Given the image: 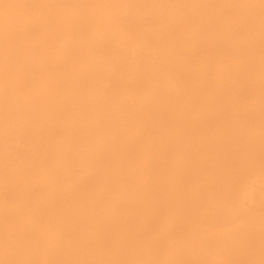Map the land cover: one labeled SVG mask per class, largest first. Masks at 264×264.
Instances as JSON below:
<instances>
[{
    "label": "bare ground",
    "instance_id": "1",
    "mask_svg": "<svg viewBox=\"0 0 264 264\" xmlns=\"http://www.w3.org/2000/svg\"><path fill=\"white\" fill-rule=\"evenodd\" d=\"M72 1L73 0H13L12 1L13 7H11L12 8L11 10H9L10 12L5 13L2 16V18L0 19V99L3 100V98L7 99L8 97H14L16 99L19 98L22 100L23 99L46 98V97H48L46 99H50L49 97H52V101L54 98V100L56 101L55 103H58L59 99H62L63 101L66 100V102L71 100L74 103H76L75 105L77 106V110L75 109V107H72L76 110V113H77V114L76 113H74V114L78 115L77 116L78 118L75 119V128L78 126V129L75 130L74 136L75 135L78 136V138H79L78 144H80V142L85 143V146H83L84 143H81L82 146L78 147L77 153L79 152V150H82L85 148L83 151L84 157L86 158L85 160L88 161L89 165H92L94 163V168L96 170H98L97 172L100 174L101 180L103 181V184L102 185L100 184L101 186H99V189L101 187L103 188L105 186L110 190L107 192V194L109 192H111V193H109L110 198L106 199L108 197H104L105 200H104V198L102 200L101 198H99V196L97 197L96 195H94V193H91L92 191H94L95 188L93 187L94 186L93 185L94 180L92 181L90 173L92 175L93 171L95 169L91 172V170L93 169V166H91L92 169L90 170V173L87 174L84 171L85 169L83 170L81 168V167H83V165H82L83 163H80L81 160H83V159H81V158H83L81 156V153L80 154L78 153V155H80L79 157L76 156V164H77L76 170L73 166L75 164L71 163L73 166V169L75 170V171L74 170L73 171L77 172V173H75V174H77L76 175L77 178L75 177L74 174H72V173H74L73 171L72 172L71 171H67V172L63 171L64 173H62V172L59 173L60 170L58 169L59 171H57L55 173L56 175L52 179V177L54 176V174H53L54 172L50 170L51 172H53L52 174L49 173L50 175H52L50 178V176H47V175H49L48 172L46 174V171L44 169H42L43 166L41 167V169H42L41 170V169H39L40 167L37 164V166L39 167V168L37 167L39 169L38 171H43V172L45 171V174L42 172L44 174V175L43 174L42 175L50 178L51 179V180L49 179L50 181H54V183L57 187V190L55 191V193H53V192H51V193L56 195L55 199L58 200V204L60 205V207H62L61 208L62 210L59 209L60 214H58L59 212L54 213V214H51L50 217H56L55 220L58 219V224H60L59 222H61L65 219L64 218L65 211H63L64 210L63 208H66L67 210H69L71 208L70 211H67L66 213L68 216L72 215V218L74 220L71 221V223H73L75 221V227L76 228L73 226L75 228V229H73V227L70 226V224L67 225L68 222L67 223H64L66 221L63 222V224H66L67 227L70 226L72 228V229L70 228L72 231L75 230V232H73V237L76 241V243L74 242L76 245L75 251L73 249V252L75 253V255L72 252V254L74 256H73V259H72L70 264H120V263L121 264H124V263L125 264L126 263H128V264L129 263L147 264L148 260L146 261L145 257L148 258L149 255H151V256L154 255L155 259H157L158 254L161 253V248L164 246V244L166 245V241L168 239H170L169 236H170L171 232L179 230V229L185 231L184 227L188 223L193 224L192 222H194V221H201V223L205 222L206 225L210 224V226L212 225L211 227L215 226L218 229L222 225V224L220 225L219 223H224V221L226 222V225H228L227 228H229V224L230 225L235 224L234 222H236L237 219H238V221L241 222V220H243L244 218H247L243 215H239L238 210L237 211L235 210L237 205L234 206V204H235L234 196L235 195L233 193H230L229 195H227L228 198L226 197V194H224V197L226 199H222V196H223L222 193L221 194L217 193V195H216V193L214 192L215 196L213 195V197L215 199H211L210 196H208V194H210V192H212V190L211 191L209 190L210 192H208V190L205 187H204V189L201 186L196 187L195 184L192 183V180H193L192 177L195 178L196 179L195 182H197L198 180L196 177L206 174L207 171L209 170L208 171V172H210L209 175H213L214 177L219 178V181L224 180L225 183H223L224 182L223 181L222 184H224V185L228 184L227 189L230 190V192H231V190H232V187H231L232 179H237L240 176L241 177H244V176L249 177L248 175L250 174L249 169L251 167V164L264 162V0H163L167 5H169V7H171V11L173 10V13L175 14L174 15L175 16V20H174L175 22L172 24L171 21L173 19L171 21H169V22H171L170 23L171 25H169V23L167 22L169 27L168 26L164 27L162 25L163 28L160 27L161 28L160 30H153V29H151V27L148 26L151 29L150 30L147 28L146 24L144 23V25H143L142 22L140 24H138L136 22L137 24H135V27H132L133 29L130 28L129 26H127V28L129 27L130 29H132L131 32H130V30H129V32L131 34H134L133 37L135 35L137 37L140 36L139 39L149 41L150 44L153 45L152 46L153 49L154 48L157 49V50L154 49V52L150 55L151 60L154 59V61H157V63H159V60L162 57L169 54L172 57L171 65H170L167 73L165 71L160 70L159 67H157V68H154V67L149 68L148 67L147 71H146V68H144V72L142 73L143 75L142 76L139 75L140 76L139 78L137 77L139 81H137L138 86L136 87L137 88L136 95L139 96L141 104L139 105V103L136 101V103H138V108H139V109L137 108L138 113L136 116H134L135 120H133L136 124L133 125L127 121L125 128H124L126 130L121 131V133L116 131L118 133L113 132V134H109V135H107L106 133L101 134V137H100L101 139L96 137L97 139H100L99 143H97L96 145L91 143L93 141V138L95 139L94 130L97 129L99 131L98 126H101V125H103V126L106 125V127H107V125H109L108 127H111V124L114 122V121H112V119L114 120V118H115V117L111 118V115H114V113L111 114V112H113V108H114L113 106H117V104H119V100L117 99L116 95L113 96L114 90L112 89V85H111L112 84L111 82H113V81H112V74H111L110 68L113 65H116V66L124 65V63H122V61H121L120 56L122 55L121 54V50H122L121 48L124 47L123 44H124V41L126 40V39L124 40V38L126 36H125L124 30H123L124 28L122 29L123 26L121 27V24H120V17L121 16L116 15L117 12L113 11V9H112V12H109V11L107 12L104 10L105 9L104 7H101V9L103 8V10H104V11L102 10L103 11L102 12V11H94V10H92L93 9L92 8L91 12L85 13V12H83L84 11L83 1H85V0H78L80 3L76 2L75 0H74L75 2L72 3ZM158 1H160V0H157L156 2L158 3ZM95 2H96V4L97 3H106L107 0H95L93 4H95ZM38 3H39V7L37 9L36 8L34 9L33 8L34 5H37ZM134 3H135V1H134ZM162 3L160 2V4H162ZM96 4H95V8H96ZM123 4H124V2H123ZM116 5L117 4H115V6ZM119 5H117L116 7L118 8ZM131 5H133V4H131ZM105 6H107V5L105 4ZM123 6L125 8H126V6L129 7V5H127V4L123 5ZM140 6L142 7V9H143V7H145L143 5H140ZM91 7H93V6H91ZM137 7L139 8L138 2H137ZM137 7H135V8H137ZM147 7H148V5H147ZM163 7H164V4H163ZM87 8H89V7H86V9ZM158 8H159V6H158ZM166 8H165V10H166ZM176 9H178V11L180 12L179 14H177L178 11H176ZM146 10H148V9H146ZM151 10H153V9H151ZM165 10H164V12H165ZM168 10H170V9L168 8ZM168 10H166V12ZM119 11H120V9H119ZM131 11H128V14H131L132 13ZM139 11L142 14H143V12L145 14V11H143V12H142V10H139ZM139 11L137 10L136 13L138 12L139 14H137V15L140 16L141 14ZM155 11H156V9H155ZM113 12H115V13H113ZM134 12H133V14H134ZM161 13L165 14L163 12H161ZM123 14H126V17H128L126 11ZM148 14H146L145 16H147ZM157 14H159V13H157ZM170 14H172V12ZM134 15H136V14H134ZM153 15H154V12H153ZM161 15L160 16L157 15V16L160 17L164 23V19H166V18L164 17V19H163ZM123 16H125V15H123ZM139 16H138V18H139ZM163 16H166V15H163ZM169 16L170 15H168V17ZM130 17H133V16H130ZM142 17L145 18L144 16H142ZM149 17H151V19H152V14H149ZM158 17H157V19H159ZM121 19H122V17H121ZM124 19H126V18H124ZM139 19L142 20V18H139ZM161 19H160V21H161ZM123 20H122V22L124 24ZM126 20H125V22H126ZM145 20H147V17ZM168 20H170V19H168ZM135 21H137V20H135ZM147 21L149 22V20H147ZM131 22H132V20H131ZM148 22H146V23H148ZM154 22H156V21H154ZM149 23L151 26L152 23L151 22H149ZM149 23H148V25H149ZM165 23H164V25H165ZM156 26H154L153 28L155 29ZM126 34L129 35V33H127V31H126ZM130 36L132 38V35H130ZM127 39H129V38H127ZM135 39L136 38H134V39L132 38V40H135ZM59 40H61L62 43L60 45H56L55 41L58 42ZM110 42H112L114 44L113 46L116 49L115 48H107L108 46H110ZM159 46H161L162 48H158ZM123 57L125 58V54ZM36 58H38L39 60L42 61L40 69H42V71H49L48 75L46 74L47 78L44 77L45 79L41 78L40 75L39 76L35 75V73H36L35 71L33 72L32 76H30L31 74L30 75L28 74V72L33 70V68L35 66L34 65L35 61H38V60H36ZM124 58H122V59L124 60ZM32 59L33 60L35 59V61L31 62V64L33 65L32 66L33 68L31 70L30 61ZM144 63H145L144 64L145 66L146 65L148 66L147 61H144ZM121 67H123V66H121ZM129 67H131V66H129ZM124 69H125V67H124ZM127 69L129 70V68H127ZM118 70H116V71H118ZM124 73H125V70H124ZM123 76H122V78H123ZM129 76H128V78H129ZM134 78H136V76ZM118 80H121V79H118ZM135 80H137V79H135ZM132 82H135V81H132ZM118 85H121V84L119 83ZM128 85H129V83H128ZM130 86H131V84H130ZM133 86H135V85H133ZM130 89H131V87H130ZM121 90H123V89H121ZM129 91H131V90H129ZM123 94H124V92H123ZM118 96H122V95L119 94ZM133 96H131V94H130V96H128V97L132 98ZM55 98H59L58 101ZM132 99H134V98H132ZM252 99H255V100H252ZM23 101H25V103H26V100H23ZM49 101H50V103H52L51 99ZM1 102H3V101H1ZM46 102H48V101H46ZM122 102L123 101H121L120 103H122ZM125 102H127V101H125ZM253 102H255V103H253ZM27 103H26V105H27ZM36 103L37 102H35V104ZM4 105H6V103ZM12 105H15V104H12ZM12 105H11V108L8 107L7 109L8 110L13 109ZM23 106H24V104H23ZM63 106H64V108L67 107L65 105H63ZM71 106H73V105H71ZM19 107H20V105H19ZM48 107H51L50 104ZM191 107L194 109V113L190 111V110H192ZM21 108L25 109V107H22V106H21ZM135 108H136V106H135ZM30 109L32 110L34 108H30ZM51 109L53 110L54 108L52 107ZM64 110L65 109H63V111ZM0 111H2V109ZM10 111H11L10 113L14 112V110L13 111L10 110ZM15 111H18V110H15ZM40 111L41 110H39V112ZM68 111H66V114ZM73 111H70V112L72 113ZM135 111H136V109H135ZM26 112H28V111L25 110V112H23V114ZM33 112L34 111H30V113H33ZM185 112L187 113L186 117L183 116ZM51 113H53V112H51ZM51 113H50V115H51ZM68 114H70V113H68ZM39 115H41V113H39ZM39 115L34 114V116H36V117ZM48 115H49V113H48ZM64 115H65V113H64ZM71 115H73V114H70V116ZM2 116H4V115H2ZM10 116H11V114H10ZM22 116H24L26 119V115H22ZM28 116L30 117V115H28ZM34 116L31 115V118ZM54 116H56V114ZM24 117H23V119L21 118L22 121L24 120ZM10 118H11L10 121L13 122V120H14V119L12 120L13 117H10ZM31 118H29V119H31ZM120 118H122V117H120ZM44 119H43V121H44ZM19 120L20 119L18 118L17 121L19 122ZM32 120H33V118H32ZM32 120H30V121L32 122ZM71 120H68V121L69 122L71 121L74 124V122H73L74 120L73 119H71ZM17 121L15 119V122H17ZM27 121H29V120H27ZM35 121H37V120H35ZM115 121H116V119H115ZM23 122H25V121H23ZM38 123H41V121H39ZM5 124L7 125L6 127L8 128L9 121L7 123L5 122ZM11 124H13V123H11ZM44 124H45V121H44ZM2 125L3 124L0 123L1 128H2ZM17 125L21 126L19 124H17ZM17 125H16V127H17ZM25 125H26V123H25ZM38 125H40V124H36V125L33 124L34 127H36ZM41 125H40V127L43 129L46 127L45 125L44 126H41ZM46 125L50 128L52 126V123H51V126H49L48 124H46ZM53 125H54V123H53ZM118 125H119V123H118ZM255 125H257L256 128L254 127ZM13 126L15 127V125H13ZM30 126L32 127V125H30ZM57 126L54 125V127H56L55 129L57 130V131H54V133L56 136H59L60 134H59L58 130L60 128L58 129ZM67 126L65 125V127H67ZM72 126L73 125H71V127ZM114 126H112V127H114ZM22 127H24V124H22L21 128ZM54 127H52V128H54ZM58 127H60V126H58ZM62 127H64V126H62ZM106 127H104V128H106ZM118 127H116L117 128L116 130H118ZM19 128L20 127H18V129H16V130H18V132L21 130ZM25 128H26V126H25ZM47 128H45V129H47ZM68 128H70V127L68 126ZM68 128H67V130H68ZM101 128H102V126H101ZM260 128H262V130ZM9 129H7V130H9ZM24 129H22V131ZM27 129L25 130L26 132L28 131ZM38 129L40 130L39 127L37 128V130ZM43 129H41L40 132ZM70 129L67 132H69ZM108 129H112V131H113V128H108ZM7 130H6V133H8V132L11 133L10 130L8 132H7ZM35 130L36 129H34V130L32 129L31 131H33L32 134H34L36 137V134L39 132V130L37 132H35ZM73 130H71V131H73ZM97 130H95V131H97ZM1 131H2V129H0V132ZM44 131H43V133H44ZM100 131H102V130H100ZM100 131L97 133L100 134ZM198 131L201 132L200 137H198V135H197ZM21 132H20V134H21ZM23 132H22V134H23ZM56 132H58V133H56ZM28 133H31V132L28 131ZM64 133L66 135V132H64ZM22 134H21V137H26L24 135L22 136ZM32 134H29V135L31 136ZM26 135L28 136L27 133H26ZM34 135H33V137H34ZM61 135L63 136L64 134H61ZM12 136H11V138H12ZM17 136L18 135H15V137H17ZM50 136H51V134H50ZM67 136L65 137L66 139L63 138L64 142H65V140H68L70 138L69 136H68L69 138ZM2 137H3V135H2ZM6 137H9V136H6ZM35 137H34V141H35ZM40 137H42V135ZM11 138L9 137V138H5V139L6 140L9 139V140H7L9 142ZM38 138H39V136H37V139ZM0 139H2V138H0ZM19 139L21 140V138H19ZM19 139H18V141H19ZM30 139H31V137H30ZM13 140H15V138ZM22 140H24V139L22 138ZM43 140H44V138H43ZM54 140H56V137H55V139H53V141ZM61 140H60V143L59 142L57 143V145L60 144V146H61ZM69 140H71V139H69ZM7 141H6V143L8 144ZM34 141L32 140V143ZM58 141H59V139H58ZM2 142H4V141H2ZM21 142H23V141H21ZM21 142H20V144H21ZM29 142H30V140H28V143ZM40 142H41V140H40ZM54 142H53V145H54ZM13 143H14V146H16L15 142H13ZM36 143H39V142H36ZM36 143L33 145H36ZM50 143L48 142V144H50ZM7 144H5V145H7ZM9 144H11V143H9ZM39 144H43V143H39ZM8 145L6 147L5 146L4 147L2 146V147L5 149L8 147ZM26 145L28 146V144H26ZM26 145L24 144L22 146V149ZM29 145H31V143ZM50 145H49V147L47 146L48 149L50 148ZM65 145L66 144L64 143V146ZM33 147H35V146H33ZM36 147H38V146H36ZM0 148H1V146H0ZM11 148H12V146H11ZM19 148H21V147H19ZM61 148H65V147L62 146ZM73 148L70 147L71 151H73ZM12 149L14 150L17 148L14 147ZM30 149H27V150H30ZM40 149H42V148L40 147ZM67 149H68V147H67ZM0 150H2V149H0ZM9 150H10V148H9ZM34 150H35V148L33 149V151ZM66 150H65V152H66ZM2 151H4V150H2ZM30 151H32V149ZM9 152L10 151H8V153ZM23 152L25 153L26 151H24V150L21 151V153H23ZM49 152H50V150H49ZM67 152H68V150H67ZM4 153H5V151H4ZM33 153L34 152H32V154ZM44 153H45L44 157L45 156L47 157L46 154H48V151L44 152ZM44 153H42V154H44ZM55 153H56V151L54 152V154ZM37 154L38 153L36 152V155ZM54 154L49 153L48 156L50 157L51 155H54ZM6 155H8V154H6ZM21 155H23V154H21ZM63 155H65V153ZM24 157H27V156H24ZM38 157H40V154ZM6 158H7V156H6ZM20 158H22V157L20 156ZM51 158H52V156H51ZM53 158H56V157L54 156ZM53 158H52V160H53ZM65 158L68 159L69 157H67L65 155ZM65 158H63V159H65ZM38 159H40V160H38ZM38 159H37V161L40 162L42 158H38ZM45 159L49 160V158H45ZM0 160H2V159L0 158ZM8 160H10V159H8ZM18 160H19V158H18ZM56 160H54V161H56ZM26 161H30V160H26ZM42 161L45 162L46 160H42ZM54 161H52V162H54ZM71 161H72V159H71ZM19 162L21 164L22 161H19ZM32 162H34V161H32ZM52 162L50 163V165L52 164ZM58 162H60V161H58ZM61 162H62V160H61ZM73 162H74V160H73ZM128 163H131V165H134V166L136 165L134 167V169H136V170L138 169L139 171H143L145 173V175H144L145 177L143 176L144 179L142 182L143 183L142 187L139 186L142 184H139L136 186V184H137L136 183L137 182L136 176L137 175L135 174V172L131 173L132 170H130ZM15 164L16 163L14 162V165ZM45 164L46 163H44V168H45ZM62 164H63V162H62ZM21 165H19V166H21ZM53 165H51V167ZM58 165H59V163H58ZM15 166H17V165H15ZM72 166H68V167H72ZM84 166H85V163H84ZM262 166H264V165H262ZM21 168H23V167H21ZM26 168H23V169H26ZM145 168H147V171L144 170ZM52 169L54 170L55 168L52 167ZM63 169H64V167H63ZM26 170H23L22 172L25 171L27 173H30L32 171L31 170L30 172H28V170L27 171ZM68 170H69V168H68ZM210 170L213 173H211ZM260 171H261V169H260ZM25 172H24V174H25ZM27 173H26V175H27ZM37 173H39V172H37ZM132 174L136 175V176L134 175L135 178H133L134 176H132ZM12 175H14V174H12ZM15 175L18 176V174H15ZM72 175H74L73 181H71ZM29 176H32L31 178H33L34 175L29 174ZM36 176L37 175H35V177ZM39 176H38V178H39ZM9 177H11V176H9ZM22 177H23V175H22ZM22 177H19V178H22ZM214 177H213V179H214ZM5 178H8V177L6 176ZM205 178H206V176H205ZM208 178L210 179V177H208ZM216 178H215V180H217ZM24 179H26V178H23L22 182L24 181ZM111 179L113 180V183L109 182ZM134 179H136V182H134ZM204 179L202 178L203 181H204ZM251 179H253V178L251 177ZM262 179H263V177H262ZM9 180H7V181H9ZM45 180H47L46 177H45ZM205 180H207V182L204 181V184L205 183L208 184L209 180L207 178ZM7 181H5L6 184L8 183ZM39 181L41 182L39 184H42V183H43V185L46 184L44 182V178L42 180H39ZM98 181H100V180H98ZM212 181H214V180H212V177H211V181H210L211 183H209L207 185V187L208 186L210 187V184L213 185L214 182H212ZM219 181H217L215 183L218 184ZM11 182H12V179H11V181H9V183L12 184ZM15 182H14V184H16ZM46 182L48 184V181H46ZM63 182H64V184L65 183L66 184L62 188L61 183L63 184ZM35 183H38V182H35ZM54 183H51L49 185H51V187H54L55 185H52ZM18 184H19V182H18ZM94 184L96 185L97 183H94ZM217 184H215V185H217ZM24 185L25 184H23V186ZM219 185H221V183ZM244 185H246V188H247V184H244ZM16 186H18V185H16ZM222 186L223 185L219 186L220 188L218 187V190L222 189L223 188ZM95 187L97 188V186H95ZM23 188H21V189H23ZM235 188H236V186H235ZM27 189H29V188H26V190ZM50 189H48V190H50ZM34 190L38 191L39 189H34ZM41 190H43V189H41ZM48 190L46 189L45 191H48ZM214 190L216 191L217 189H214ZM119 191H121V193H119ZM49 192L50 191H48L47 193H49ZM95 192H96V189H95ZM225 192L229 193L228 191H224V193ZM236 192H238V191H236ZM21 193L23 194V191ZM243 193H245L244 190H243ZM39 194H41V193H39ZM42 194H43V192H42ZM42 194H41V196L44 195V194L43 195ZM92 194L94 195L93 197H91ZM120 194H121V196H120L121 201L119 198ZM219 194L222 196L220 197ZM241 194H242V192H241ZM106 195H104V196H106ZM50 197H52V196H50ZM50 197H46V199L50 198ZM261 197H263L262 194H261ZM25 198H24V200H25ZM41 198L45 199L44 197H41ZM46 199L44 200V204H46L45 202L50 201V200H46ZM220 199H221V202H220ZM244 199H246V198H244ZM57 200H55V201H57ZM261 201L262 200H260V202ZM242 202H244V201H242ZM49 203L50 202H48L46 204L48 207H49ZM50 204L52 205V203H50ZM56 204H54V205H56ZM42 206H43V204H42ZM42 206L38 207V208L43 209ZM238 206H240V205H238ZM247 206H248V204H247ZM8 207H10V206H8ZM25 207H26V204H25ZM46 208H44V209L46 211L48 210V212H49V209H46ZM49 208H51V206ZM57 208H59V207L57 206ZM28 210L30 211V208H28ZM52 210H53V207H52ZM52 210H50V211H52ZM33 211L38 212V215H39V212H40V214L42 212L45 213V211H42V210L41 211L33 210ZM57 211H58V209H57ZM244 211H245V209H244ZM68 212H69V214H68ZM248 212H251V211H248ZM252 212H254V211H252ZM240 213H241V211H240ZM42 214H41V216L44 215V214L43 215ZM245 214L246 213H244V215ZM255 214H257V213H255ZM47 215H49V213H47ZM26 216H28V213L26 214ZM57 216L59 218H57ZM23 217H25V215ZM45 217H46V215H45ZM50 217H48V219ZM67 217H66V219H67ZM26 219H27V217L25 218V220ZM41 219L43 220V218H41ZM256 219H257V217H256ZM259 219H260V217H259ZM30 220H31L30 224L32 221L33 222L35 221L34 219L33 220L30 219ZM67 220H69V219H67ZM248 220L251 222L252 219L251 220L248 219ZM253 220H254V218H253ZM48 221H46V222H48ZM6 222H9V221H6ZM13 222L14 221H12L11 223H13ZM250 222H248V223L250 224ZM28 223H23V225L28 224ZM55 223H57V222H55ZM254 223L257 224L258 222L256 221ZM260 223H261V221H260ZM263 223H264V221L262 222V224ZM46 224L49 225L50 221H49V223H46ZM195 224L199 225L198 222ZM7 225H9V224H7ZM19 225H21V223ZM29 225H27V227ZM31 225H33V223ZM44 225H45V222H44ZM61 225H62V223H61ZM217 225H220V226H217ZM250 225L252 226V224H250ZM258 225H259L258 227L259 228L261 227V229L248 227L249 229L248 228H247L248 230L246 229L247 230L246 234H243L240 236L238 234H236V235L234 234V236L239 237L238 239L240 240L241 244H238L239 240H237V238L235 240V239H232V237H230V234L232 235L233 232L229 233L228 230L224 231V233H226V232L229 233L228 236H229L230 240L232 239L235 242L238 241L236 244H238L239 246L241 245V249H244V251H242V250L241 251H242V253L243 252L244 253L243 254L239 253V252H241V251L238 252V249H240V248H238L236 250V248L231 246L230 243H228L226 240L225 241L223 240L224 244L221 245V243L219 242L220 247L221 246H223V247L218 248L219 249L218 254L221 255L220 256L221 259H224V260L228 259L229 261H231V264H243L247 261V260L245 262L243 261L244 256H247V257L249 256V258H251V256H252V258H256L258 255V259L260 260L259 257H261L262 254H261V256L259 254L263 251L262 253L264 255V249L262 250L263 246L262 245L258 246L257 242L261 238L264 239V231L262 230V226L259 223H258ZM2 226H4V224L1 225V227ZM36 226H38V225H36ZM54 226H56V224ZM64 226L60 227L63 229V231L65 230ZM195 226H197V225H195ZM235 226H237V225H235ZM263 226H264V224H263ZM17 227H18V225H17ZM38 227H40V226H38ZM38 227H36V228H38ZM67 227H66V230L68 229L71 232L69 227L68 228ZM224 227L222 228V230L224 229ZM252 227H254V226H252ZM255 227H257V226L255 225ZM46 228H47V225H46ZM22 229H26V227L25 228L22 227ZM31 229L33 230L34 227L33 228L31 227ZM39 229H38V233H39ZM50 229H52V228H50ZM50 229H47V230L49 231ZM7 230H8V228H7ZM15 230L17 232V229H15ZM42 230H44V229H42ZM53 230H54V228H53ZM56 230H58V229L56 228ZM231 230L235 231V228H233ZM240 230H242V229H240ZM33 231L36 232L37 230H33ZM33 231H31V232H33ZM183 231H182V233H183ZM219 231H221V229ZM242 231H244V230H242ZM262 231H263V234H262ZM31 232H29V233L32 234V236H33V233H31ZM162 232L165 233V236H164V233L162 234ZM213 232H214V230H213ZM216 232L217 231H215L214 233H216ZM222 232L220 234H223ZM235 232H237V231H235ZM7 233H9V232H7ZM44 233L42 232L40 234L44 235ZM48 233H50V232H48ZM51 233L53 234V231ZM56 233H57V231H56ZM65 233H67V232H65ZM13 234H10V235L12 236ZM18 234H20V232ZM68 234H69V232H68ZM49 235L52 237L51 234H49ZM180 235H181V232H180ZM4 236L7 237L6 234ZM15 236H16V233L13 237L15 238ZM23 236L26 238L25 241L29 242V240H28L29 238H27L29 236L28 235L25 236V233ZM34 236H35V234H34ZM46 236H47V234H46ZM50 236H48V237H50ZM58 236H59V234H58ZM172 236H173V234H172ZM172 236H170V237H172ZM175 236H177V235H175ZM22 237H20V238H22ZM61 237L64 238V236H61ZM14 238H13V240H16V238L15 239ZM34 238H38V236L34 237ZM55 239H57V238H55ZM64 239H66V237ZM224 239H226V238H224ZM1 240H5V239L2 238ZM30 240H31V238H30ZM37 240L40 241V239H37ZM41 240H43V242L46 241V240H44V238ZM47 241H48V239H47ZM58 241L60 242V240H58ZM218 241H217V243H218ZM6 242H7L6 243V245H7L6 249H10L11 247L9 245H11V244H8L7 238H6ZM34 242H36V241H34ZM34 242H33V244H34ZM183 242H185V239ZM235 242H233L234 245H236ZM9 243H10V241H9ZM40 243L37 244V242H36L35 245H37V247H38V245ZM142 243L143 244L146 243L145 245H148L149 248H148V246H146L147 247L146 250H143L139 253V255H136L137 253H134V250L137 249L139 247V245ZM185 243H187V241ZM255 243L257 245H255ZM16 244H17V242H16ZM24 244L25 243L23 242V245ZM53 244L57 245L55 243H53ZM188 244L189 243H187V245ZM195 244L196 243L193 242V240H192L190 245L193 249H195L196 251L199 252L198 248H196L197 244L196 245ZM219 244H218V246H219ZM253 244H254V246L261 247V249H260L261 251L259 250V253L256 254V257L254 256V252L256 251V247L254 248V250H255L254 252H250V249L251 250L253 249V248H251V246ZM207 245L208 244L206 242V246ZM212 245H213V243H212ZM238 245H236V247ZM1 246H2L1 248L3 249V245H1ZM8 246L10 248H8ZM31 246H30V248H31ZM34 246L32 247L33 249H34ZM46 246H45V244L43 246L45 250L48 247V246L47 247ZM186 246H185V249H186ZM17 247L22 249L20 243H18ZM57 247H59V245H57ZM65 247H66V245H65ZM202 247H203V245H202ZM210 247H212V246L210 245ZM210 247H209V249H210ZM249 247H250V249H249ZM53 248H56V247L54 246ZM53 248H52V250H54ZM59 248L62 249V247H59ZM180 248H179V250H180ZM12 249H13V247H12ZM12 249H11V251L14 250V252H12V258H13L14 257L13 253L15 255L17 252H15V249H13V250ZM67 249H66V251H67ZM151 249H153V250L151 251ZM183 249H184V247H183ZM206 249H208V248H206ZM234 249L238 253H236V252L234 253L231 251V250L234 251ZM24 250L25 249L23 248L22 251L24 252ZM27 250H29V249L27 248ZM58 250H60V249H58ZM69 250H72V249H70V247H69ZM195 250L193 251L194 253H195ZM0 251H2V250L0 249ZM22 251H21V253H23ZM30 251H32V250H29V252ZM55 251H57V250H55ZM64 251L65 250H63V252ZM29 252H26V255H29V254H27ZM37 252H39V251H37ZM49 252H51V251H49ZM175 252L176 251H174V253ZM177 252H178V250H177ZM181 252H183V251H181ZM21 253H18V254H20V256L19 255H16V256L21 257ZM32 253H33V251L30 254L31 256L33 255ZM60 253L62 254V252H60ZM185 253H187V252H185ZM0 254H1V252H0ZM6 254L7 255H5V253H4V254H2V256L5 255L8 257L9 255L7 252H6ZM38 254L39 253H37V255ZM167 254H166V256L168 257ZM179 254H180V252H179ZM218 254H215V256ZM24 255H22V256H24ZM26 255H25V257L27 258ZM56 255H58V254H56ZM182 255H184V254H182ZM200 255H196L195 258H199ZM2 256L0 257L1 259L3 258ZM142 256H145L143 261L140 259V258H143ZM194 256H195V254L193 255V257ZM25 257H24V259H25ZM67 257H65V260L69 259V256H67ZM226 257H228V258L226 259ZM8 258L10 259V256ZM8 258H6V259H8ZM180 258L181 257H179V259ZM182 258L185 259L186 257L182 256ZM262 258H264V257L262 256ZM171 259L169 258V260H167V261H162V263H156V264H173V263H175V262L171 261ZM245 259L246 258L244 257V260ZM12 260H14V258ZM60 260H61V257H60ZM191 260L193 261V259H191ZM15 261H16V259L14 260V262ZM33 261H34V259H33ZM182 261H183V259H182ZM205 261H209V260H205ZM211 261H209V262H211ZM213 261L211 263H215ZM222 261H220V262H222ZM255 261H256V259H255ZM8 262H9V260H8ZM22 262L23 261H21V263ZM177 262L178 261H176V263ZM199 262H200V260L198 259V263ZM260 262L261 261H259L258 263H260ZM11 263H13V262H11ZM185 263H182V264H185ZM190 263H193V262H190ZM203 263L207 264L206 262H203ZM217 263H215V264H217ZM3 264H5V263L3 262ZM6 264H9V263H6ZM38 264H39V261H38ZM61 264H63V263H61ZM196 264H197V261H196Z\"/></svg>",
    "mask_w": 264,
    "mask_h": 264
},
{
    "label": "rangeland",
    "instance_id": "2",
    "mask_svg": "<svg viewBox=\"0 0 264 264\" xmlns=\"http://www.w3.org/2000/svg\"><path fill=\"white\" fill-rule=\"evenodd\" d=\"M13 0H0V19L2 18V16L5 14V13H7V12H10L9 10H11L12 8L11 7H13L12 5H13V2H12ZM76 2H79L78 0H75ZM74 0L72 1V3H74L75 2ZM94 1L95 0H85V1H83V3H84V11L83 12H85V13H87V12H91V9L92 10H94V11H102L103 10V8L101 9V7H104L105 9V11H109V12H112V9H113V11H115V12H117L116 13V15H119V16H121L122 17V19H121V17H120V24H121V27H122V29L124 30V33H125V38H124V44H123V46L124 47H122L121 49V56H120V58H121V61H122V63H124V65H120V66H116V65H113L111 68H110V70H111V74H112V81L113 82H111L112 84V89L114 90V92H113V96L114 95H116V97H117V99L119 100V104H117V106H113L114 108H113V112H111V114H113L114 113V115H111V118H114V120L112 119V121H114L112 124H111V127H108L109 125H107V127H106V125L105 126H103V125H101L102 126V128H101V126H98V129H99V131L100 130H102V131H100V134L99 133H97V132H99L97 129H95V130H97V131H95L94 130V132L96 133H94V136H95V139L93 138V141L91 142V143H93L94 145H96L97 143H99V141H100V137H101V134H107V135H109V134H113V132H116V131H118L119 133H121V131H124V130H126V129H124L125 128V125H126V123H127V121L128 122H130L131 124H136L133 120H135V117L134 116H136L137 115V113H138V103H139V105L141 104L140 103V98H139V96L138 95H136V93H137V86H138V83H137V81H139L138 80V78L140 77V76H142L143 74V72H144V68H146V71L148 70L147 68L149 67V68H152V67H154V68H157V67H159V69L160 70H162V71H165L166 73H167V71L169 70V67H170V65H171V59H172V57H171V55H169V54H167V55H165L164 57H162L160 60H159V63H157V61H154V59L153 60H151V54L154 52V49L155 50H157L156 48H154L153 49V45L152 44H150V42L149 41H146V40H141V39H139L140 38V36L139 37H137L136 35L133 37V35L134 34H131L130 32H131V30L133 29L132 27H135V24H140L141 22H142V24L144 25V23L146 24V26H147V28L148 29H150L149 27H151V29H153V30H160L161 28H163V26L164 27H167L168 26V24H167V22L169 23V25H171L170 23L172 22V24L175 22L174 20H175V14L173 13V10L171 11V7H169V5H167L163 0H160V1H158V3L156 2L157 0H107V2L106 3H97L96 4V2H95V4H96V8H95V4H93L94 3ZM134 1H135V3H134ZM140 1V2H139ZM143 1V2H142ZM12 2V3H11ZM114 2V3H113ZM116 2V3H115ZM123 2H124V4H123ZM126 2V3H125ZM131 2V3H130ZM137 2H138V5H139V8L137 7ZM148 2V3H147ZM151 2V3H150ZM160 2L162 3V4H160ZM80 3V2H79ZM88 5H86V4ZM141 3V4H140ZM144 3V4H143ZM150 3V4H149ZM77 4V3H76ZM100 4V5H99ZM104 4V5H103ZM105 4L107 5V6H105ZM114 4V5H113ZM115 4H117V5H119V7L117 8L116 6H115ZM129 5V7L128 6H126V8L123 6V5ZM131 4H133V5H131ZM146 4V5H145ZM163 4H164V7L166 8V10H168V8L170 9V10H168L170 13L172 12V14H170L168 11L166 12V10H165V8L163 7ZM140 5H143V6H145V7H143V9H142V7L140 6ZM147 5H148V7H147ZM156 7H155V6ZM162 5V6H161ZM89 7V8H87L86 9V7ZM91 6H93V7H91ZM121 6V7H120ZM154 8H153V7ZM158 6H159V8H158ZM39 7V3L37 4V5H34V9L36 8H38ZM133 7V8H132ZM135 7H137V8H135ZM141 7V8H140ZM116 8V9H115ZM122 8V9H121ZM129 8V9H128ZM145 8V9H144ZM158 8V9H157ZM97 9V10H96ZM100 9V10H99ZM119 9H120V11H119ZM127 9V10H126ZM146 9H148V10H146ZM151 9H153V10H151ZM155 9H156V11H155ZM160 9V10H159ZM175 9V8H174ZM103 10V11H104ZM132 10V11H131ZM135 12H134V11ZM139 11V10H142V12L143 11H145V14H144V12H143V14L140 12V16L139 15H137V14H139L138 12L136 13V11ZM164 10H165V12H164ZM102 11V12H103ZM125 11H126V13H127V16L128 17H126V14H123V13H125ZM128 11H131L132 13L131 14H128ZM163 12V13H165V14H162L161 12ZM176 11H178V9H176ZM115 12H113V13H115ZM133 12H134V14H136V15H134L133 14ZM153 12H154V15H153ZM130 13V12H129ZM152 14V19H151V17H149V14ZM157 13H159V14H157ZM168 13V14H167ZM180 12L178 11V13L177 14H179ZM133 14V15H132ZM146 14H148L147 16H145ZM162 14V15H161ZM123 15H125V16H123ZM162 16V18L164 19V17L166 18V19H164V23H165V25H164V23H163V21H162V19L160 18V17H158V16ZM163 15H166V16H163ZM168 15H170L169 17H168ZM130 16H133V17H130ZM136 18H135V17ZM138 16H139V18H142V20L141 19H139L138 18ZM142 16H144L145 18H143ZM174 18H173V17ZM146 17H147V20H149V22H151L152 23V25L150 26V23L147 21V20H145L146 19ZM157 17L159 18V19H157ZM124 18H126V19H124ZM129 18V19H128ZM133 18V19H132ZM150 18V19H149ZM124 19V20H123ZM157 19V20H156ZM160 19H161V21H160ZM168 19H170V20H168ZM173 19V20H172ZM122 20L124 21V24H123V22H122ZM125 20H126V22H125ZM129 20V21H128ZM131 20H132V22H131ZM135 20H137V21H134ZM144 20V21H143ZM151 20V21H150ZM159 20V21H158ZM172 20V21H171ZM140 21V22H139ZM154 21H156V22H154ZM169 21H171V22H169ZM137 22V23H136ZM146 22H148L149 23V25H148V23H146ZM129 23V24H128ZM160 23V24H159ZM157 26H156V25ZM132 25V26H131ZM163 25V26H162ZM127 26H129L130 28H132V29H130L129 27L127 28ZM149 26V27H148ZM154 26H156L155 27V29L153 28ZM159 26V27H158ZM158 27V28H157ZM161 27V28H160ZM169 27V26H168ZM128 30H127V29ZM157 28V29H156ZM126 29V30H125ZM150 29V30H151ZM129 30H130V32H129ZM126 31H127V33H129V35L128 34H126ZM160 32V31H159ZM130 35H132V38L134 39V38H136L135 40H132V38H131V36ZM68 37V36H67ZM127 38H129V39H127ZM131 41V42H130ZM64 42V41H63ZM133 42V43H132ZM141 42V43H140ZM149 42V43H148ZM62 42H61V40H59L58 42L57 41H55V44L56 45H60ZM144 43V44H143ZM147 43V44H146ZM127 44V45H126ZM132 44V45H131ZM114 44L112 43V42H110V46H108L107 48H115L114 46H113ZM112 46V47H111ZM158 48H162L161 46H159ZM116 49V48H115ZM112 51V50H111ZM125 51V52H124ZM124 54H125V58L123 57L124 56ZM171 57V58H170ZM122 58H124V60L122 59ZM169 58V59H168ZM36 60H38V61H35V59L33 60H31L30 61V66H31V70H32V64H31V62L32 61H35V63H34V68H33V70L32 71H30V72H28V74L30 75V76H32V74H33V72L35 71L36 73H35V75H37V76H39L40 75V77L41 78H47V75H48V73H49V71H42V69H40V67H41V63H42V61L41 60H39L38 58H36ZM144 61H147L148 63V66L146 65H144L145 63H144ZM38 62V63H37ZM129 64V65H128ZM38 65V66H37ZM121 66H123V67H121ZM129 66H131V67H129ZM36 67V68H35ZM124 67H125V69H124ZM113 68V69H112ZM116 68V69H115ZM127 68H129V70L127 69ZM119 69V70H118ZM116 70H118V71H116ZM124 70H125V73H124ZM128 70V71H127ZM116 73H115V72ZM43 72V73H42ZM121 72V73H120ZM115 73V74H114ZM127 73V74H126ZM137 73V74H136ZM47 74V75H46ZM120 74V75H119ZM125 74V75H124ZM44 75V76H43ZM114 75V76H113ZM124 75V76H123ZM129 76V78H128V76ZM140 75V76H139ZM121 76V77H120ZM122 76H123V78H122ZM126 76V77H125ZM136 76V78H134ZM138 77V78H137ZM44 78V79H45ZM118 79H121V80H118ZM135 79H137V80H135ZM123 80V81H122ZM122 81V82H121ZM132 81H135V82H132ZM115 82V83H114ZM121 84V85H118V84ZM128 83H129V85H128ZM124 84V85H123ZM130 84H131V86H130ZM137 84V85H136ZM115 85V86H114ZM133 85H135V86H133ZM115 88H114V87ZM119 88H118V87ZM129 86V87H128ZM124 87V88H123ZM130 87H131V89H130ZM134 88V89H133ZM121 89H123V90H121ZM121 90V91H120ZM127 92H126V91ZM129 90H131V91H129ZM116 91V92H115ZM123 92H124V94H123ZM122 95V96H118V95ZM128 94V95H127ZM130 94H131V96H133L132 98H134V99H132L131 97H128V96H130ZM138 96V97H137ZM121 97V98H120ZM126 97V98H125ZM46 98H48V97H46ZM46 98H37V99H23V100H26V103H27V105H26V103H25V101H23L22 99H19V98H14V97H8L7 99L6 98H3V100H1L0 99V108L2 109V111H0V123L1 124H3L2 125V128H1V126H0V129H2V133L0 132V138H2V139H0V146H1V148L0 149H2V150H4L5 151V153H4V151H2V150H0V158L2 159V160H0V229L2 230H0V238L2 239H5V240H1L0 239V244L1 245H3V249L5 248L6 249V247H7V245H6V238H7V241H8V244H11V245H9L8 246V248H10V249H2L1 247V245H0V249L2 250V251H0L1 252V254H0V257L2 256V254H4L5 253V255H7L6 254V252L8 253V255L10 256V259L7 257V256H5V255H3L2 257V259L0 258V264H3V262L6 264V263H9V264H38V261H39V264H61V263H63V264H70L71 263V261H72V259H73V256L75 255V253L73 252V249H74V251H75V248H76V245H75V243H76V241H75V239H74V237H73V232H75V230H71L72 228L70 227V226H74L75 227V221L73 222V223H71V221H73L74 219L72 218V215H67V211H70V209L69 210H67L66 208H63L64 210L63 211H65V215H64V220L63 221H61V222H59L60 224H58V219H56L55 220V218L56 217H50V215L51 214H54V213H58V214H60V210L59 209H61L62 207H60V205L58 204V200L57 199H55L56 198V195H54L53 193H55V191L57 190V187H56V185H55V183H54V181H50L51 179V176L52 175H50L49 173H53L54 174V176L52 177V179L55 177V173L57 172V171H59V173H64L63 171H73L74 169H73V166H74V168H75V170L77 169V164H76V156L77 157H79L80 155H78V153L80 154L81 153V156L83 157V158H81V159H83V160H81V162L80 163H83L82 165H83V167H81L87 174H89L90 173V170L92 169V167L91 166H93V169L91 170V172L95 169L94 168V163L92 164V165H89L88 164V161L87 160H85L86 158L84 157V154H83V151H84V149H82V150H79V152L77 153V149H78V147H80V146H82V144L81 143H84V142H80V144H78V136L77 135H75L74 136V133H75V130L76 129H78V126L75 128V119H77L78 117V115H75L74 113H76V110H77V106L75 105L76 103H74L73 101H67L66 102V100H62V99H59V98H55L57 101H58V99H59V101H58V103H55L56 101L54 100V98H53V101H52V97H49L50 99H51V102L53 103H50V99H46ZM11 99V100H10ZM44 99V100H43ZM137 99V100H136ZM252 100H255V99H252ZM1 101H3V102H1ZM22 101V102H21ZM44 101V102H43ZM46 101H48V102H46ZM121 101H123L122 103H120ZM125 101H127V102H125ZM136 101L138 102V103H136ZM35 102H37L36 104H35ZM64 102V103H63ZM6 103V105H4ZM33 103V104H32ZM70 105H69V104ZM132 105H131V104ZM253 103H255V102H253ZM2 104V105H1ZM12 104H15V105H12ZM23 104H24V106H23ZM31 104V105H30ZM44 104V105H43ZM48 104V105H47ZM49 104H50V106L51 107H48L49 106ZM52 104V105H51ZM11 105L13 106L12 108L13 109H7L8 107L9 108H11ZM19 105H20V107H19ZM30 107H29V106ZM56 107H55V106ZM63 105H65V106H67L66 108H64V106ZM71 105H73V106H71ZM21 106L22 107H25V109H23V108H21ZM44 106V107H43ZM134 106V107H133ZM135 106H136V108H135ZM27 107V108H26ZM36 107V108H35ZM54 108L53 110L51 109V108ZM72 107H75V109L74 108H72ZM17 108V109H16ZM29 108V109H28ZM30 108H34V109H30ZM38 108V109H37ZM62 108V109H61ZM130 108V109H129ZM138 108V109H137ZM192 108V107H191ZM0 109V110H1ZM7 109V110H6ZM20 109V110H19ZM37 109V110H36ZM63 109H65L64 111H63ZM67 109V110H66ZM71 109V110H70ZM135 109H136V111H135ZM5 110V111H4ZM10 110H14V112H12V113H10L11 111ZM15 110H18V111H15ZM25 110L26 111H28V112H26V113H24L23 114V112H25ZM39 110H41L40 112H39ZM49 110V111H48ZM62 110V111H61ZM69 110V111H68ZM74 110V111H73ZM30 111H34L33 113H30ZM58 111V112H57ZM66 111H68L67 112V114H66ZM70 111H73L72 113L70 112ZM191 112H193L194 113V109L192 108V110H190ZM2 112V113H1ZM5 112V113H4ZM7 112V113H6ZM22 112V113H21ZM36 112V113H35ZM47 112V113H46ZM51 112H53V113H51ZM129 114H128V113ZM187 112V111H186ZM184 113V117H186L187 116V113ZM11 114V116H10V114ZM38 113V114H37ZM39 113H41V115H39ZM48 113H49V115H48ZM50 113H51V115H50ZM64 113H65V115H64ZM68 113H70V114H73V115H71L70 116V114H68ZM9 114V115H8ZM34 114L35 115H39V116H34ZM56 114V116H54V115ZM62 114V115H61ZM77 114V113H76ZM2 115H4V116H2ZM8 115V116H7ZM14 115V116H13ZM22 115H26V119L27 120H29V121H27L26 119H25V117L24 116H22ZM28 115H30V117L28 116ZM31 115L32 116H34V117H32L33 118V120H32V118H31ZM61 115V116H60ZM51 116V117H50ZM67 116V117H66ZM69 116V117H68ZM128 116V117H127ZM10 117H13L12 118V120H13V122L12 121H10L11 120V118ZM23 117H24V120L23 121H25V122H23L22 120H21V118L23 119ZM28 117V118H27ZM40 117V118H39ZM54 117V118H53ZM64 117V118H63ZM73 117V118H72ZM120 117H122V118H120ZM132 117V118H131ZM20 119L19 120V122L17 121V119ZM29 118H31V119H29ZM46 120H45V119ZM131 118V119H130ZM9 121V124H8V128L6 127L7 125L5 124V122L7 123L8 121ZM15 119H16V121L17 122H15ZM37 120L38 122L39 121H41V123H38L37 121H35V120ZM43 119H44V121H45V124H44V121H43ZM62 119V120H61ZM64 119V120H63ZM71 119H73L74 121V124L71 122L72 120ZM115 119H116V121L119 123V125H118V123L115 121ZM122 119V120H121ZM4 122H3V121ZM30 120H32V122L30 121ZM68 120H71L70 122L68 121ZM119 120V121H118ZM47 121V122H46ZM122 121V122H121ZM29 124H28V123ZM37 122V123H36ZM50 122V123H49ZM57 122V123H56ZM11 123H13V124H11ZM25 123H26V125H25ZM31 123V124H30ZM42 124L41 126H46L45 128H47L48 126L46 125V124H48L49 126H51V123H52V126L49 128H47V129H43V128H41L40 127V125H38V126H36V127H34L33 126V124L34 125H36V124ZM53 123H54V125L55 126H60V127H58L57 126V128L59 129L58 131H59V134L61 135V134H64L63 136L61 135H59V136H56L55 135V133H54V131H57L55 128L56 127H54V125H53ZM56 123V124H55ZM67 123V124H66ZM116 123V124H115ZM17 124H19V125H21L22 126V124H24V127H22L21 128V126H18ZM63 124V125H62ZM70 124V125H69ZM13 125H15V127L13 126ZM16 125H17V127H16ZM30 125H32V127L30 126ZM65 125L67 126H69L70 128H68V126L67 127H65ZM71 125H73L72 127H71ZM115 125V126H114ZM120 127H118V126ZM121 125V126H120ZM4 126V127H3ZM12 126V127H11ZM25 126H26V128H25ZM29 126V127H28ZM62 126H64V127H62ZM112 126H114V127H112ZM6 127V128H5ZM18 127H20L19 129H21L19 132H18V130H16V129H18ZM40 128V130L41 129H43L41 132H40V130H39V132L36 134V137H35V135L34 134H32L33 133V131H31L32 129L34 130V129H36L35 130V132H37L38 130H37V128ZM52 127H54V128H52ZM104 127H106V128H104ZM116 127H118V130H116L117 128ZM255 128L257 127V125H255L254 126ZM5 128V129H4ZM10 128V129H9ZM25 128V129H24ZM28 128V129H27ZM67 128H68V130L70 129V131L69 132H67L68 130H67ZM75 128V129H74ZM108 128H113V131H112V129H108ZM115 128V129H114ZM7 129H9L10 131H11V133H9L8 131L9 130H7ZM22 129H24L23 131H22ZM28 130V131H30L31 133H28V131L26 132L25 130ZM31 129V130H30ZM66 129V130H65ZM74 129V130H73ZM261 130H262V128H260ZM6 130H7V132L8 133H6ZM15 130V131H14ZM46 132H45V131ZM71 130H73V131H71ZM109 130V131H108ZM23 132V134H22V132ZM43 131H44V133H43ZM62 131V132H61ZM78 131V130H77ZM5 132V133H4ZM20 132H21V134H22V136L24 135V136H26V137H21V134H20ZM64 132H66V135H65V133ZM72 132V133H71ZM118 132H116V133H118ZM14 135H13V134ZM19 133V134H18ZM26 133L28 134V136L26 135ZM40 133V134H39ZM42 133V134H41ZM51 134V136H50V134ZM56 133H58V132H56ZM68 133V134H67ZM199 133V134H198ZM198 133H197V135H198V137H200L201 136V132L200 131H198ZM3 135V137H2V135ZM29 134H32L31 136L29 135ZM39 134V135H38ZM54 134V135H53ZM71 136H70V135ZM77 134V133H76ZM13 135V136H12ZM15 135H18L17 137H15ZM33 135H34V137H35V141H34V137H33ZM42 135V137H40ZM70 137H68V136ZM6 136H9L10 138H11V136H12V138L10 139V141L8 142L7 140H9V139H5V138H9V137H6ZM37 136H39V138L37 139ZM45 136V137H44ZM68 137L69 139H71V140H65V142H64V139H66L65 137ZM15 138V140H13L14 138ZM21 138V140L19 139V138ZM29 137V138H28ZM30 137H31V139H30ZM55 137H56V140H54L53 141V139H55ZM59 137V138H58ZM73 137V138H72ZM100 138V139H97V138ZM17 138V139H16ZM22 138L24 139V140H22ZM27 140H26V139ZM33 138V139H32ZM41 138V139H40ZM43 138H44V140H43ZM52 140H51V139ZM64 138V139H63ZM76 138V139H75ZM18 139H19V141L21 142V141H23V142H21V144H20V142L18 141ZM49 139V140H48ZM58 139H59V141H58ZM62 139V140H61ZM75 139V140H74ZM97 139V140H96ZM28 140H30V142L28 143ZM32 140L34 141L33 143H32ZM40 140H41V142H40ZM60 140H61V146H60V144H58L57 145V143L59 142L60 143ZM2 141H4V142H2ZM6 141L8 142V144L9 143H11V144H7L6 143ZM19 143H18V142ZM27 143H26V142ZM45 141V142H44ZM54 142V145H53V142ZM76 141V142H75ZM13 142H15V145L16 146H14V143ZM36 142H39V143H43V144H39V143H36ZM48 142L51 144H48ZM66 144L65 146H64V143ZM74 142V143H73ZM4 145H3V144ZM31 143V145H29ZM36 143V145H33V144H35ZM76 143V144H75ZM5 144H7L8 145V147L7 148H3L4 146L6 147L7 145H5ZM25 144H28V148L25 146L23 149H22V146ZM39 144V145H38ZM63 144V145H62ZM69 144V145H68ZM73 144V145H72ZM12 146V148H17V149H12L11 148V146ZM22 145V146H21ZM49 145H50V148L48 149L47 148V146L49 147ZM77 147H76V146ZM87 145V144H86ZM3 146V147H2ZM30 146V147H29ZM33 146H35V147H33ZM36 146H38V147H36ZM43 149H40V147ZM65 147V148H61V147ZM75 146V147H74ZM83 146H85V143L83 144ZM19 147H21V148H19ZM33 147V148H32ZM67 147H68V149H67ZM70 147L71 148H73V151H71V149H70ZM9 148H10V150H9ZM32 149V151H30L31 149ZM35 148V150L33 151V149ZM37 148V149H36ZM52 148V149H51ZM60 148V149H59ZM82 148V147H81ZM27 149H30V150H27ZM68 150V152H67V150ZM18 150V151H17ZM26 151L25 153L23 152V153H21V151ZM46 150V151H45ZM49 150H50V152H49ZM65 150H66V152H65ZM7 151V152H6ZM8 151H10L9 153H8ZM38 153L37 155L39 156V154H40V157H38L37 155H36V152ZM48 151V154H46L47 155V157L45 156L44 157V155H45V153L44 152H47ZM56 151V155L54 154V152ZM64 151V152H63ZM76 151V152H75ZM17 152V153H16ZM32 152H34L33 154H32ZM61 152V153H60ZM63 152V153H62ZM11 153V154H10ZM14 153V154H13ZM27 153V154H26ZM42 153H44V154H42ZM49 153L50 154H54V155H51L52 156V158L55 156L56 158H53V160H52V158H51V156L49 157L48 155H49ZM59 153V154H58ZM65 153V155L67 156V157H69L68 159H66L65 158V155H63ZM75 153V154H74ZM6 154H8V155H6ZM20 154V155H19ZM21 154H23V155H21ZM61 154V155H60ZM72 154V155H71ZM83 154V155H82ZM16 155V156H15ZM29 155V156H28ZM32 155V156H31ZM36 155V156H35ZM6 156H7V158L8 159H10V160H8L7 158H6ZM14 156V157H13ZM18 156V157H17ZM20 156L22 157V158H20ZM24 156H27V157H24ZM31 156V157H30ZM61 156V157H60ZM11 157V158H10ZM42 158L41 159V161L39 162V161H37V159L38 158ZM65 158V159H63V158ZM18 158H19V160H18ZM33 158V159H32ZM45 158H49V160L51 159L52 161H54V160H56V161H54V162H52L51 160L49 161L48 159H45ZM60 158V159H59ZM4 159V160H3ZM15 159V160H14ZM21 159V160H20ZM23 159V160H22ZM36 159V160H35ZM71 159H72V161H71ZM7 160V161H6ZM18 160V161H17ZM26 160H30V161H26ZM38 160H40V159H38ZM42 160H46L45 162H43ZM61 160H62V162H63V164H62V162H61ZM73 160H74V162H73ZM19 161H22L21 162V164H20V162ZM25 163H24V162ZM32 161H36L35 163L34 162H32ZM58 161H60V162H58ZM68 164H66L65 162ZM83 161V162H82ZM14 162L16 163L15 165H17V166H15L14 165ZM19 162V163H18ZM28 162V163H27ZM38 162V163H37ZM43 162V163H42ZM49 162V163H48ZM52 162V164L51 165H53L52 167L53 168H55L54 170L52 169V167H51V165H50V163ZM56 162V163H55ZM2 163V164H1ZM7 163V164H6ZM25 165H24V164ZM27 163V164H26ZM42 165H41V164ZM44 163H46L45 164V168H44ZM58 163H59V165H58ZM74 163L75 165H73L72 166V164ZM84 163H85V166H84ZM88 165H87V164ZM4 164V165H3ZM14 166H13V165ZM37 164H38V166L40 167H38L37 166ZM50 166H49V165ZM71 164V165H70ZM258 164V165H257ZM11 165V166H10ZM19 165H21V166H19ZM35 165V166H34ZM128 165H129V167H130V170H132V172L131 173H133V172H135V174L137 175H135V174H132V176H136V179H137V182H136V179H134V182H136L135 184H136V186L137 185H139V184H142V185H139L140 187H142L143 186V176L145 175V173L143 172V171H139L138 169L136 170V169H134V167L136 166H134V165H131V163H128ZM257 165V166H256ZM262 165H264V162L263 163H253V164H251V167H250V169H249V172H250V174L248 175L249 177H247V176H244V177H239V178H237V179H232V183H231V187H232V190H231V192H230V190H228L227 188H228V184L227 185H224V184H222V182L224 181H222V180H220L219 181V178H216V177H214L213 175H209L210 174V172H208L207 171V173L206 174H204V175H202V176H197L196 178H197V182H195L196 181V179L195 178H193L192 177V183L193 184H195V186L196 187H202L203 189H204V187L208 190V192H210L211 190H212V192H210V194H208V196H210V198L211 199H215L214 197H213V195L216 193V195H217V193H222V195H220V197L222 196V199H226L225 197H224V194H226V197H227V195H229L230 193H233L234 195V202H235V204H234V206L235 205H237L236 206V211L238 210V212H239V215H243V216H245V217H247V218H244L243 220H241V222L240 221H238V219L236 220V222H234L235 224H232V225H230L229 224V228H227L228 227V225H226V222L224 221V223H219L220 225H217V226H220L218 229H217V227H215V226H213V227H211L210 226V224H205V222H202L201 223V221H194V222H192L193 224H191V223H188L185 227H184V230L186 231H183V230H176V231H173V232H171V234H170V236H172V234H173V236L172 237H170L169 236V238L170 239H168L167 241H166V245L164 244V246L161 248V253L160 254H158V258L157 259H155V256L154 255H149V259L147 258V257H145V256H142L143 258H140L142 261H143V259H144V257H145V259H146V261L148 262L147 264H156V263H162V261H167V260H169V258L171 259V261H173V262H175V263H173V264H182V263H185V264H196V261H197V264H205V263H203V262H206L207 264H215V263H217V264H231V261H229L227 258L228 257H226V259L227 260H224V259H221V255H219L218 253H219V249L218 248H221V247H223V246H221L220 247V244H219V242L221 243V245L222 244H224L223 243V240L225 241H227L228 243H230V245L231 246H233L234 248H236V250L238 249V248H240V249H238V252L239 251H244V249H241V245L239 246L238 244H241V242H240V240L238 239L239 237L238 236H234V234L236 235V234H238L239 236L240 235H243V234H246V232H247V230L251 227V228H258V229H261V227L259 228L258 226V223L261 225L262 224V222L264 221V166H262ZM43 166V167H42ZM62 166V167H61ZM68 166H72V167H68ZM262 166V167H261ZM21 167H23V168H26L27 170H28V172H30L31 170V172L30 173H27V172H25V174H24V172H22L23 170H26V169H23V168H21ZM30 167V168H29ZM33 167V168H32ZM41 169V167H42V169H44L45 171H46V174H47V172H48V174L49 175H47V176H50V178H48L47 176H43L44 174H45V171L43 172V171H38L39 169ZM61 169H60V168ZM63 167H64V169H63ZM69 168V170H68V168ZM88 167V168H87ZM257 167V168H256ZM261 167V168H260ZM7 168V169H6ZM32 168V169H31ZM36 168V169H35ZM66 168V169H65ZM30 169V170H29ZM41 169V170H42ZM59 169V170H58ZM260 169H261V171H260ZM26 170V171H27ZM53 171V172H51V171ZM74 170V171H75ZM144 170H146L147 171V168H145ZM41 172L40 174L39 173H37V172ZM73 171V172H74ZM98 170H94L93 171V176L91 175V173H90V176H91V178H92V181H93V187L96 189V192H95V189H94V191H92L91 193H94V195H96L97 197L99 196V198H101L102 200H103V198L104 197H108V198H106V199H109L110 198V196H109V193H111V192H109L108 194H107V192L108 191H110L107 187H101L100 189H99V186H101L102 184H103V181L101 180V176H100V174L97 172ZM138 171V172H137ZM211 171V170H210ZM263 171V172H262ZM22 172V173H21ZM44 174H43V173ZM21 173V174H20ZM26 173H27V175H26ZM75 173H77V172H74V173H72V174H74L75 175V177L77 178V174H75ZM211 173H213L212 171H211ZM12 174H14V175H12ZM15 174H18V176L17 175H15ZM29 174L31 175H34L33 176V178L35 177V175H37L34 179L33 178H31L32 176H29ZM40 176H39V175ZM43 174V175H42ZM97 174V175H96ZM253 174V175H252ZM262 174V175H261ZM4 177H3V176ZM11 176V177H9V176ZM22 175H23V177H22ZM74 175H72V179H71V181H73V179H74ZM252 175V176H251ZM259 175V176H258ZM8 177V178H5V177ZM38 176H39V178H38ZM95 176V177H94ZM97 176V177H96ZM135 176L133 177V178H135ZM205 176H206V178L209 180L208 181V184L209 183H211L210 181H211V177H212V180H214V181H212V182H217V181H219L218 182V184L217 183H215V184H217V185H215L214 183H213V185L212 184H210V187L208 186L207 187V183H205L204 184V181H206L207 182V180H205L206 178H205ZM19 177H22V178H19ZM45 177L47 178V180H45ZM145 177V176H144ZM204 179V181L202 180V178ZM208 177H210V179L208 178ZM213 177H214V179H213ZM251 177L253 178V179H251ZM262 177H263V179H262ZM5 178V179H4ZM12 179V184H10L9 183V181H11V179ZM23 178H26V179H24V181L22 182V179ZM44 178V182L46 183V184H44L43 185V183L42 184H39V183H41L39 180H42ZM215 178L217 179V180H215ZM255 178V179H254ZM10 179V180H9ZM50 179V180H49ZM249 179V180H248ZM4 180V181H3ZM7 180H9V181H7ZM35 180V181H34ZM98 180H100V181H98ZM235 180V181H234ZM5 181H7L8 183L6 184V182ZM16 181V182H15ZM46 181H48V184H47V182ZM70 181V182H71ZM115 181V180H114ZM246 181V182H245ZM14 182L16 183V184H14ZM18 182H19V184H18ZM27 182V183H26ZM34 184H33V183ZM35 182H38V183H35ZM54 183V184H52V185H55L54 187H51V185H49V184H51V183ZM109 182H111V183H113V180L111 179ZM195 182V183H194ZM4 183V184H3ZM94 183H97L96 185L94 184ZM221 183V185H223L222 187V189H220V190H218V187L219 186H221V185H219ZM223 183H225V181L223 182ZM262 183V184H261ZM23 184H25L24 186H23ZM28 184V185H27ZM66 184V183H65ZM65 184H64V182H63V184L61 183V187L63 188L64 186H65ZM101 184V185H100ZM244 184H247V188H246V185H244ZM11 187H10V186ZM16 185H18V186H16ZM244 185V186H243ZM253 185V186H252ZM260 185V186H259ZM24 188H23V187ZM44 186V187H43ZM95 186H97V188L95 187ZM227 186V187H226ZM235 186H236V188H235ZM244 188H243V187ZM252 186V187H251ZM56 187V188H55ZM214 187V188H213ZM217 187V188H216ZM225 187V188H224ZM5 188V189H4ZM21 188H23V189H21ZM26 188H29V189H27L26 190ZM52 190H51V189ZM105 188V189H104ZM213 188V189H212ZM220 188V187H219ZM235 188V189H234ZM3 189V190H2ZM25 189V190H24ZM34 189H39L38 191L36 190H34ZM41 189H43V190H41ZM48 190V189H50V190H48V191H50L49 193H47L48 191H45V190ZM214 189H217L216 191L214 190ZM227 189V190H226ZM251 189V190H250ZM105 190V191H104ZM210 190V191H209ZM214 190V191H213ZM243 190H244V192L245 193H243ZM5 191V192H4ZM23 191V194L21 193ZM224 191H228L229 193H224ZM236 191H238V192H236ZM42 192H43V194H42ZM45 192V193H44ZM51 192H53V193H51ZM215 192V193H214ZM241 192H242V194H241ZM30 193V194H29ZM39 193H41L43 196H41V194H39ZM119 193H121V191H119ZM37 194V195H36ZM47 194V195H46ZM107 194V195H106ZM249 194V195H248ZM261 194H262V196L263 197H261ZM22 195V196H21ZM24 195V196H23ZM46 195V196H45ZM93 194H92V196L91 197H93L94 196ZM104 195H106V196H104ZM207 195V194H206ZM218 195V196H219ZM44 197L45 199H46V197H50V196H52V197H50V198H47L46 200H50V201H47V202H45L46 204L48 203V202H50V203H52V205L49 203V207L51 206V208H49L46 204H44V200L45 199H42L41 197ZM121 194L119 195V198H120V201H121ZM215 196V195H214ZM243 196V197H242ZM2 197V198H1ZM26 197V198H25ZM29 197V198H28ZM33 197V198H32ZM217 197V196H216ZM239 197V198H238ZM24 198H25V200H24ZM52 198V199H51ZM228 198V197H227ZM244 198H246V199H244ZM19 199V200H18ZM41 199V200H40ZM236 199V200H235ZM251 199V200H250ZM28 200V201H27ZM55 200H57V201H54ZM104 200H105V198H104ZM260 200H262L261 202H260ZM3 201V202H2ZM20 201V202H19ZM40 201V202H39ZM242 201H244V202H242ZM43 202V203H42ZM220 202H221V199H220ZM252 202V203H251ZM258 202V203H257ZM15 203V204H14ZM39 203V204H38ZM56 204L59 208H57V206L56 205H54V204ZM7 204V205H6ZM25 204H26V207H25ZM28 204V205H27ZM30 204V205H29ZM37 204V205H36ZM42 204H43V206H42ZM247 204H248V206H247ZM19 205V206H18ZM24 205V206H23ZM36 205V206H35ZM40 205V206H39ZM47 207H45V206ZM238 205H240V206H238ZM257 205V206H256ZM259 205V206H258ZM8 206H10V207H8ZM19 208H18V207ZM29 206V207H28ZM43 207V209L44 208H46V209H49V212H48V210L46 211L45 209L43 210V209H41V208H38V207ZM247 206V207H246ZM36 209H35V208ZM52 207H53V210H52ZM240 207V208H239ZM21 208V209H20ZM28 208H30V211L28 210ZM34 208V209H33ZM258 208V209H257ZM57 209H58V211H57ZM244 209H245V211H244ZM251 209V210H250ZM25 212H24V211ZM33 210H36V211H45V213L44 212H42L41 214L43 215V216H41V214H40V212H39V215H38V212H35V211H33ZM50 210H52V211H50ZM55 210V211H54ZM62 210V209H61ZM243 210V211H242ZM33 211V212H32ZM240 211H241V213H240ZM248 211H254V212H248ZM28 213V216H26V214ZM31 213V214H30ZM47 213H49V215H47ZM244 213H246L245 215H244ZM255 213H257V214H255ZM13 214V215H12ZM68 214H69V212H68ZM254 214V215H253ZM25 215V217H23ZM37 215V216H36ZM45 215H46V217H45ZM249 215V216H248ZM4 216V217H3ZM10 216V217H9ZM50 217L49 219H48V217ZM67 217V219H69V220H67L66 219V217ZM71 216V217H70ZM27 217V221L25 220V218ZM43 218V220L41 219V218ZM250 217V218H249ZM256 217H257V219H256ZM259 217H260V219H259ZM2 218V219H1ZM29 218V219H28ZM46 218V219H45ZM57 218H59L58 216H57ZM253 218H254V220H253ZM30 219H34L35 221L33 222H31V224L33 223V225H31L30 224ZM45 219V220H44ZM51 219V220H50ZM248 219H252L251 220V222L248 220ZM42 220V221H41ZM50 221V224L48 225V224H46V223H49V221ZM240 220V219H239ZM2 221V222H1ZM6 221H9V222H6ZM12 221H14L13 223L15 224H13V223H11ZM41 221V222H40ZM45 222V225H44V222ZM46 221H48V222H46ZM64 221H66V222H64ZM238 221V222H237ZM253 221V222H252ZM258 222L257 224L256 223H254V222ZM260 221H261V223H260ZM6 222V223H5ZM19 222V223H18ZM29 222V223H28ZM52 222V223H51ZM55 222H57V223H55ZM63 222L64 223H67V225H69L70 224V226H68L69 227V229L71 230V232L68 230H66V224H63ZM70 222V223H69ZM199 223V225L198 224H195V223ZM248 222H250V224H252V226H254V227H252ZM4 224V226H2L1 227V225H3ZM21 223V225H19ZM23 223H28V224H24L23 225ZM39 223V224H38ZM61 223H62V225H61ZM248 223V224H247ZM254 223V224H253ZM7 224H9V225H7ZM18 225V227H17V225ZM31 226H30V225ZM38 225V226H40V227H38V226H36V225ZM56 224V226H54ZM73 224V225H72ZM202 224V225H201ZM264 224V223H263ZM263 224L261 225L262 226V230L264 231V226H263ZM26 225V226H25ZM27 225H29L28 227H27ZM43 227H42V226ZM46 225H47V228H46ZM60 225V226H59ZM65 225V226H64ZM195 225H197V226H195ZM235 225H237V226H235ZM255 225L257 226V227H255ZM23 228H25L26 227V229H22V227ZM38 227V228H36V227ZM53 226V227H52ZM62 226H64L65 227V232H67V233H65L64 231H63V229L62 228H60V227H62ZM208 226V227H207ZM225 226V227H224ZM240 226V227H239ZM11 227V228H10ZM17 227V228H16ZM31 227L33 228L34 227V229L33 230H37L36 232H34L32 229H31ZM46 229H45V228ZM63 227V228H64ZM67 227V228H68ZM73 227V229H75ZM224 227V229L222 230V228ZM231 227V228H230ZM240 229H242V230H244V231H242V230H240ZM249 227V228H248ZM7 228H8V230H7ZM10 228V229H9ZM40 228V229H39ZM50 228H52V229H50ZM53 228H54V230H53ZM56 228L58 229V230H56ZM227 228V229H226ZM233 228H235V231H237V232H235L234 230H231V229H233ZM248 228V229H247ZM6 229V230H5ZM15 229H17V232H16V230ZM20 229V230H19ZM38 229H39V233H38ZM42 229H44V230H42ZM47 229H50L49 231L47 230ZM221 229V231H219ZM247 229V230H246ZM13 230V231H12ZM24 230V231H23ZM41 230V231H40ZM57 231V233H56V231ZM208 230V231H207ZM211 230V231H210ZM213 230H214V232L215 231H217L216 233H214L213 232ZM228 230V232L229 233H232V235L230 234V237H232V239H235L236 240V238H237V240H239V242L238 241H234V240H230L229 239V233L228 232H226V233H224V231H227ZM31 231H33V232H31ZM53 231V234L51 233ZM60 231V232H59ZM162 231V230H161ZM160 231V232H161ZM181 232V235H180V232ZM182 231H183V233H182ZM223 231V232H222ZM263 231H262V234H263ZM6 232V233H5ZM7 232H9L10 234H13L12 236L9 234V233H7ZM13 232V233H12ZM20 232V234H18ZM29 232H31V233H33V236H32V234H30ZM44 233V235L43 234H40V233ZM48 232H50V233H48ZM68 232H69V234L71 235H69L68 234ZM209 232V233H208ZM223 233V234H220V233ZM242 232V233H241ZM15 233H16V236H15V238H16V240H13V236L15 235ZM24 233H25V236H29V237H27V238H29L28 240H29V242L27 241H25V237L23 236L24 235ZM27 233V234H26ZM38 233V234H37ZM56 233V234H55ZM164 232H162V234H163ZM175 233V234H174ZM7 235V237L6 236H4V235ZM9 234V235H8ZM23 234V235H22ZM30 234V235H29ZM34 234H35V236H34ZM46 234H47V236H46ZM49 234H51L52 235V237L49 235ZM58 234H59V236H58ZM67 236H66V235ZM55 235V236H54ZM57 235V236H56ZM175 235H177V236H175ZM22 237V238H20V237ZM38 236V238H34V237H37ZM42 238H41V237ZM48 236H50V237H48ZM54 236V237H53ZM61 236H64V238L66 237V239H64V238H62ZM70 236V237H69ZM164 236H165V233H164ZM224 236V237H223ZM12 239H11V238ZM19 237V238H18ZM59 237V238H58ZM69 237V238H68ZM187 237V238H186ZM243 237V236H242ZM14 238V239H15ZM30 238H31V240H30ZM44 238V240H46L47 241V239H48V241L46 242H43V240H41V239H43ZM51 238V239H50ZM53 238V239H52ZM55 238H57L58 240H60V242L57 240V239H55ZM61 238V239H60ZM208 238V239H207ZM220 238V239H219ZM224 238H226V239H224ZM9 239V240H8ZM19 239V240H18ZM21 239V240H20ZM37 239H40V241H38ZM50 239V240H49ZM184 239H185V242L187 241V243H189L188 245H187V243H185V242H183L184 241ZM187 239V240H186ZM13 240V241H12ZM36 241L37 242V244L38 243H40L39 245H38V247H37V245H35V243L36 242H34V241ZM192 240H193V242H195L196 244V248H198V250H199V252L198 251H196L195 249H193L192 247H191V242H192ZM219 240V241H218ZM221 240V241H220ZM261 240V241H260ZM9 241H10V243H9ZM15 241V242H14ZM58 241V242H57ZM210 241V242H209ZM217 241H218V243H217ZM232 243H231V242ZM263 241V242H262ZM16 242H17V244H16ZM23 242L25 243L24 245H23ZM32 244H31V243ZM33 242H34V244H33ZM45 244V246L47 247L46 248V250L44 249V244ZM51 244H50V243ZM75 242V243H74ZM206 242H207V246H206ZM209 242V243H208ZM215 242V243H214ZM233 242H235V244L238 242V244H236V245H238L237 247H236V245H234L233 244ZM4 243V244H3ZM18 243H20V245H21V248L22 249H20L19 247H17L18 246ZM27 243V244H26ZM53 243H55V244H57V245H59V247H62V249L61 248H59V247H57V245H54ZM59 243V244H58ZM184 243V244H183ZM212 243H213V245H212ZM261 243V244H260ZM17 246H16V245ZM42 244V245H41ZM61 244V245H60ZM74 244V245H73ZM146 244V243H145ZM145 244H140L139 245V247L137 248V249H135L134 250V253H137L136 255H139V253L141 252V251H143V250H146V246H148V245H145ZM217 244V245H216ZM218 244H219V246H218ZM233 244V245H232ZM257 244H258V246L260 245H262L263 246V248H262V250L264 249V239L263 238H261V239H259L258 240V242H257ZM256 243H255V245H257ZM15 245V246H14ZM31 246V248H30V246ZM35 245V246H34ZM52 245V246H51ZM56 247V248H53L54 246ZM65 245H66V247H65ZM144 245V246H143ZM182 247H181V246ZM186 246V249H185V246ZM202 245H203V247H202ZM210 245L212 246V247H210ZM34 246V249L32 248ZM68 246V247H67ZM181 248H180V247ZM200 246V247H199ZM258 246H254V244L251 246V248H253L252 250L250 249V247H249V249H250V252H254L255 250H254V248L256 247V253L254 252V256L256 257V254L257 253H259V250L261 249V247H258ZM12 247H13V249H15V252H17L15 255H14V253H13V258H14V260L16 259V261L14 262V260H12L13 258H12V252H14V250L12 249ZM15 247V248H14ZM17 247V248H16ZM29 249V250H32L33 251V255L31 256L30 254H31V252L32 251H30L29 252V250H27V248ZM38 249H37V248ZM43 249H42V248ZM54 249V250H52V248ZM69 247H70V249H72V250H69ZM73 247V248H72ZM183 247H184V249H183ZM209 247H210V249H209ZM217 247V248H216ZM19 248V249H18ZM23 248L25 249L24 250V252L22 251L23 250ZM64 248V249H63ZM68 248V249H67ZM145 248V249H144ZM148 248H149V246H148ZM179 248H180V250H179ZM206 248H208V249H206ZM11 249L13 250V251H11ZM58 249H60V250H58ZM66 249H67V251H66ZM205 249V250H204ZM35 250V251H34ZM55 250H57V251H55ZM63 250H65L64 252H63ZM153 249H151V251H152ZM177 250H178V252H177ZM195 250V253L193 252ZM204 252H203V251ZM6 251V252H5ZM21 251L23 252V253H21ZM37 251H39V252H37ZM44 251V252H43ZM49 251H51V252H49ZM174 251H176L175 253H174ZM181 251H183V252H181ZM202 251V252H201ZM232 252H236V253H238L237 251H235V249H234V251L233 250H231ZM242 251L241 252H239V253H242ZM261 251V250H260ZM10 252V253H9ZM26 252H29V253H27V254H29V255H26ZM35 252V253H34ZM42 252V253H41ZM58 252V253H57ZM60 252H62V254L60 253ZM72 252H73V254H72ZM179 252H180V254H179ZM185 252H187V253H185ZM193 252V253H192ZM263 252V251H262ZM260 253L259 255L261 256V254H262V256L264 257V255H263V253ZM18 253H21V257H19L20 256V254H18ZM37 253H39L38 255H37ZM45 253V254H44ZM58 254V255H56V254ZM60 253V254H59ZM64 253V254H63ZM168 253V254H167ZM171 253V254H170ZM184 254V255H182V254ZM201 255H200V254ZM244 253V252H243ZM242 253V254H243ZM27 256V258L25 257V255ZM48 254V255H47ZM55 254V255H54ZM166 254L168 255V257L166 256ZM179 254V255H178ZM195 254V256L193 257V255ZM215 254H218V255H216L215 256ZM16 255H19V256H16ZM22 255H24V256H22ZM63 255V256H62ZM135 255V256H136ZM184 256V257H186L185 259L184 258H182V256ZM196 255H200L199 256V258H195L196 257ZM5 256V257H4ZM38 256V257H37ZM41 256V257H40ZM52 256V257H51ZM59 258H58V257ZM67 256H69V259H66L65 260V257H67ZM206 256V257H205ZM214 256V257H213ZM253 256V257H254ZM262 256L261 257H259L260 258V260L258 259V255H257V257L256 258H252V256H251V258H249V256L247 257V256H244L246 259L244 260V257H243V261L245 262L246 260V262L245 263H243V264H264L263 262H264V258H262ZM23 257V258H22ZM24 257H25V259H24ZM60 257H61V260H60ZM167 257V258H166ZM179 257H181L180 259H179ZM193 257V258H192ZM198 257V256H197ZM5 258V259H4ZM6 258H8V259H6ZM21 258V259H20ZM34 259V261H33V259ZM55 258V259H54ZM63 258V259H62ZM68 258V257H67ZM174 258V259H173ZM193 259V261L191 260V259ZM201 258V259H200ZM207 258V259H206ZM213 258V259H212ZM220 258V259H219ZM4 259V260H3ZM19 259V260H18ZM27 259V260H26ZM58 259V260H57ZM152 259V260H151ZM164 259V260H163ZM176 259V260H175ZM182 259H183V261H182ZM196 259V260H195ZM198 259L200 260V262L198 263ZM215 259V260H214ZM254 259V260H253ZM255 259H256V261H255ZM7 260V261H6ZM8 260H9V262H8ZM12 260V261H11ZM50 260V261H49ZM65 260V261H64ZM151 260V261H150ZM185 260V261H184ZM189 260V261H188ZM203 262H202V261ZM205 260H209V261H213V262H215V263H211V262H209V261H205ZM223 260V261H222ZM252 262H251V261ZM258 260V261H257ZM2 261V262H1ZM21 261H23L22 263H21ZM25 261V262H24ZM27 261V262H26ZM176 261H178L177 263H176ZM188 261V262H187ZM220 261H222V262H220ZM225 261V262H224ZM259 261H261L260 263H258ZM11 262H13V263H11ZM56 262V263H55ZM119 262V261H118ZM190 262H193V263H190ZM195 262V263H194ZM209 262V263H208ZM121 264V263H120ZM125 264V263H124ZM126 264H128V263H126ZM129 264H136V263H129Z\"/></svg>",
    "mask_w": 264,
    "mask_h": 264
}]
</instances>
